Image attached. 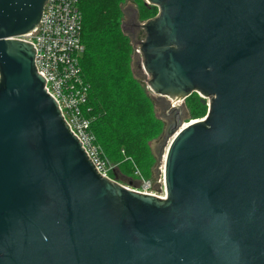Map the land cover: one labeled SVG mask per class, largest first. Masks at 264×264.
Returning a JSON list of instances; mask_svg holds the SVG:
<instances>
[{
	"label": "water",
	"instance_id": "95a60500",
	"mask_svg": "<svg viewBox=\"0 0 264 264\" xmlns=\"http://www.w3.org/2000/svg\"><path fill=\"white\" fill-rule=\"evenodd\" d=\"M45 1L0 0V264H264V0H145L148 88L208 99L170 104L164 198L101 176L45 91L19 38Z\"/></svg>",
	"mask_w": 264,
	"mask_h": 264
},
{
	"label": "trees",
	"instance_id": "16d2710c",
	"mask_svg": "<svg viewBox=\"0 0 264 264\" xmlns=\"http://www.w3.org/2000/svg\"><path fill=\"white\" fill-rule=\"evenodd\" d=\"M78 2L85 46L81 67L89 85L91 128L101 155L127 168L132 161L140 175L150 178L157 158L152 142L160 139L164 122L156 114L153 97L131 68V42L121 31L119 0ZM138 4L137 17H153L154 8ZM190 110L194 119L202 118L204 100L193 98Z\"/></svg>",
	"mask_w": 264,
	"mask_h": 264
},
{
	"label": "built area",
	"instance_id": "2783aa9c",
	"mask_svg": "<svg viewBox=\"0 0 264 264\" xmlns=\"http://www.w3.org/2000/svg\"><path fill=\"white\" fill-rule=\"evenodd\" d=\"M78 1L46 0L38 24L19 38L33 45L35 68L44 79V89L51 93L96 171L111 179V166L101 155L91 128L89 85L81 67L85 46ZM131 189L165 197L164 189L163 194L149 190L147 185Z\"/></svg>",
	"mask_w": 264,
	"mask_h": 264
},
{
	"label": "rangeland",
	"instance_id": "374dc122",
	"mask_svg": "<svg viewBox=\"0 0 264 264\" xmlns=\"http://www.w3.org/2000/svg\"><path fill=\"white\" fill-rule=\"evenodd\" d=\"M139 2L147 5L148 7L154 8L153 17H155L158 13V7L154 5H150L146 3L145 0H119L118 6H119V20H120V27L122 28L121 31L123 35L129 38L131 42V54H132V62H131V68L133 69V72L135 76L138 78L140 83L145 86L148 93L151 97H153L154 101L156 102V114L159 118H161L164 122L163 128H162V135L160 136V139L157 142H152L153 149L156 148L157 151V158L155 162V166L152 168V175L150 178H146L144 175H140L137 171L136 165L132 161V166L130 168H127L126 166H123L120 162H114L109 161V165L111 166V173L110 177L112 180H115L116 182L129 187V188H142L145 185L148 186V189L151 191L157 192V194H163L164 184H163V156L165 153V148L167 143L169 142L168 136H167V130L170 125H172L175 122V116L176 111L170 108V104H172V100L168 97H160L158 95L153 94L150 89L148 88V80L150 79V76L147 75L144 70L140 67L142 64V56L139 52V44L142 40L145 38V32L142 28L136 27V25L133 26L132 30L129 29V16L132 15L135 17V23L143 24L147 20L153 18L145 17V18H139L137 17L138 10H139ZM123 24V26H122ZM129 24V25H128ZM201 98L204 100L206 105V112H207V104L208 99L202 98L198 93L192 92L188 97L183 99L182 101H177L176 105H178L179 108V117L181 120V123L185 125V123L189 122L191 119L195 118V115L192 114L190 108H191V101L193 98ZM200 118V117H196ZM135 170L136 172H132V170ZM135 174V175H134Z\"/></svg>",
	"mask_w": 264,
	"mask_h": 264
},
{
	"label": "flooded vegetation",
	"instance_id": "af4514ba",
	"mask_svg": "<svg viewBox=\"0 0 264 264\" xmlns=\"http://www.w3.org/2000/svg\"><path fill=\"white\" fill-rule=\"evenodd\" d=\"M130 18H129V21H128V23L130 24H128L129 25V29L130 30H132V28H133V26H134V23H135V19H134V16H133V13H132V15L131 16H129Z\"/></svg>",
	"mask_w": 264,
	"mask_h": 264
},
{
	"label": "bare ground",
	"instance_id": "6f19581e",
	"mask_svg": "<svg viewBox=\"0 0 264 264\" xmlns=\"http://www.w3.org/2000/svg\"><path fill=\"white\" fill-rule=\"evenodd\" d=\"M172 104L174 105V106H176V102H174L173 100H172ZM195 119H191L189 122H193ZM189 122H187V123H185V125H187ZM184 124H183V126H185Z\"/></svg>",
	"mask_w": 264,
	"mask_h": 264
}]
</instances>
